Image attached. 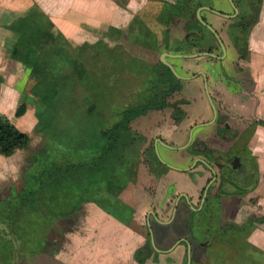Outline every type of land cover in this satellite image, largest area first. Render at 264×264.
Masks as SVG:
<instances>
[{
	"label": "crops",
	"instance_id": "obj_1",
	"mask_svg": "<svg viewBox=\"0 0 264 264\" xmlns=\"http://www.w3.org/2000/svg\"><path fill=\"white\" fill-rule=\"evenodd\" d=\"M56 1L49 2L55 4ZM161 1L127 0L124 4L119 0H86L87 7L75 9V14L79 10L78 16L81 18V14L93 6L94 14H91V19L87 22L88 26L93 30H101L104 24L114 26L116 37L119 30L125 32L127 39L132 43L131 47L128 46L130 51L135 50V44L138 45L139 33L145 26H149L154 35L149 37L159 39L158 45L153 44V51L182 53L174 50L176 46H173V42L169 44L171 49L167 50L162 38L166 35L173 38L172 41L182 39L186 34L181 23L184 20L177 17L174 23L167 25L164 11H161ZM40 2L42 3V0H39L41 6L46 4ZM72 2L75 0H69V4ZM158 2L159 8L156 5ZM44 9L56 21L60 27L58 29L65 30L67 35H70V32L78 34L79 30L73 26L85 24L84 20L71 14L62 16L63 13L58 11L50 12L48 8ZM206 16L225 40L226 56L222 59L210 56L169 59L182 76L191 77L183 79L182 87L175 97L188 101L184 105L185 119L178 123L171 116L172 112L163 108L152 110L132 123L135 129L148 139L161 140L158 147L162 157L179 168L191 166L202 156L196 154V149L191 146L193 142L204 141L215 150H226L233 143L247 144L246 148L253 150L250 155L254 157H262L264 151V125L258 123L264 121V3L259 21L250 34L248 51L243 54L226 33L225 19L208 12ZM71 17L76 21H72ZM97 18L99 26L97 23L91 24L90 21L95 22ZM143 33L142 36H146ZM94 39L97 37L94 36ZM5 83L6 81L3 85ZM9 98L12 103L13 98ZM212 101L221 112L224 122L238 132V136L232 141L219 137L218 128L223 124L214 120ZM17 152L5 159L8 161L0 160V183L7 180V172L12 169L9 163H13L11 158ZM211 177V170L203 163L189 171L169 167L160 176L155 175L142 163L137 179L130 182L118 196L120 201L131 209L125 219L105 211L95 202H87L82 207L77 229L69 234V243L62 251L55 256L41 253L29 263L23 262L24 259L20 257L15 264H140L135 258V253L145 243V233L151 223L160 251L156 257L153 255L148 259L146 264H184L189 247L185 241L188 236V202L185 200L186 203L183 202L179 206L175 222L171 220L173 208L170 207L175 197L181 193L186 194L193 205H198Z\"/></svg>",
	"mask_w": 264,
	"mask_h": 264
},
{
	"label": "rangeland",
	"instance_id": "obj_2",
	"mask_svg": "<svg viewBox=\"0 0 264 264\" xmlns=\"http://www.w3.org/2000/svg\"><path fill=\"white\" fill-rule=\"evenodd\" d=\"M49 1L42 0V3L46 2L44 5L48 7H44L40 3L50 12L63 13L62 16H66L68 13V15L71 14V16L79 18V10L77 14L75 11L87 7L85 6L86 0H75L72 4H69V0H57L55 4ZM126 1L119 0L124 4ZM156 5L159 8L160 2ZM42 6L39 4V0L34 2L33 0H0V75L6 81L5 85H2L3 91L0 92V113L7 116L30 138L29 147L19 150L11 158L13 163H9V166L12 169L7 172V180L0 183V198L10 195L15 188L20 190L24 187L27 172L30 171L36 159L43 157L42 155H47L53 160L54 158H63L71 150H80L85 154L92 153L101 145L99 129L103 118L106 117L109 121H114L119 118V113L116 114V112L124 109L127 105L135 106L138 103L156 101V98L152 96L153 92H151L152 83L148 79L146 80V77L151 76L153 70L139 59L133 58L123 63L119 58H112L110 65L108 60L107 63L104 62L106 55L103 54L101 58L100 56L95 58L91 64L82 60L84 72L81 75L80 64L75 65L78 53L76 51L79 45H85L88 42L95 45L86 48L85 54L90 57L97 51L99 43L109 47L112 43H118L124 50L129 45L132 46L125 32L119 30L118 37L115 36L117 31L115 32L114 26L104 24L101 30L96 28L93 30L88 26L87 22L91 19L90 16L94 14L93 6L84 14L81 12L79 19L84 20L85 24L73 26L79 30L78 34L70 32V35H67L65 30L63 32L59 29L63 33L62 35H57L54 30H51L44 37H37L34 41L30 40L35 35L33 33L42 24V22L30 21L31 18L36 17V11L43 12L54 22L56 28L59 27ZM184 9L185 5L182 2L178 5L168 4V7L165 6V13L171 10L181 13V11L184 12ZM167 15L168 13L164 15V18H167L165 17ZM73 17L71 20L75 22ZM98 18L95 22L90 21L91 24L97 23L99 26ZM185 18L189 20L186 15L183 17L184 21L181 23L184 28L187 22ZM192 19L194 18L192 17ZM15 26H22V30L19 31V28H15ZM142 32L146 36L153 35L149 26H145L137 38H143ZM94 36L97 39H94ZM172 40L173 38H171ZM181 40L184 42V37ZM177 43L178 41H174L173 46H176ZM152 48V46L145 48L143 44L139 46L135 44L133 51L134 54L146 57L151 62L158 64L159 52L153 51ZM150 50L152 53H148ZM217 50L219 51V49ZM85 54L83 55L85 56ZM81 59L82 57L79 56L77 61L80 62ZM36 64H39L44 74L32 75V67ZM105 64L106 66H104ZM133 70L137 73L135 77L131 76ZM101 71L106 73L102 75ZM139 74L142 75V79L138 76ZM43 75L44 80H42ZM38 80L40 83L35 86ZM58 83L64 87L62 96H54L49 102L45 101L43 94L54 92L52 88ZM90 84L96 87L95 91L91 92L92 94L88 91ZM76 85L77 88H75ZM149 87L150 89L147 90ZM167 88L168 85L160 91ZM9 97L13 98L12 103H10ZM169 99L173 101L174 97H169ZM43 102H47V104ZM21 103L25 104L26 111L22 115H18L16 111ZM42 112L43 115H41ZM148 143L152 146L154 144L152 139H149ZM245 145L247 147V144ZM242 151L246 153L244 161H249L251 165L247 180L254 182L257 179V185L252 188V185L246 184L245 187L252 189L244 194L223 195V201L220 203L222 220L227 226H231L233 223L245 224L250 218L264 215V151L262 157L259 155L260 157L253 156L252 158L249 156L250 153H253L252 149L249 150L244 146ZM5 159H7L6 156L0 155L1 161H8ZM246 173H248V169ZM241 177L244 178L242 174L239 178ZM241 183L245 185L242 181ZM217 189L218 186H215L213 190ZM211 204L214 207V203ZM210 210L214 211L213 208ZM201 217L203 216L198 218ZM62 221L59 220V225L50 233L53 242L47 246V249L54 248L53 243L62 247L63 235L59 234L60 228H65ZM215 221L213 225L217 229L219 224ZM198 223H204V219L198 220ZM254 226L250 232L236 231L234 227H231L228 234H220L222 235L220 240L231 244L228 247L233 256L231 264H264V223ZM203 232L196 231V227H194V234L202 238L201 240L211 237ZM199 258L209 264L205 256H199ZM30 259L31 257L28 256L23 262L29 263Z\"/></svg>",
	"mask_w": 264,
	"mask_h": 264
},
{
	"label": "trees",
	"instance_id": "obj_3",
	"mask_svg": "<svg viewBox=\"0 0 264 264\" xmlns=\"http://www.w3.org/2000/svg\"><path fill=\"white\" fill-rule=\"evenodd\" d=\"M237 1L241 12L231 26L230 35L239 52L243 54L248 51L251 30L259 20L262 0ZM198 7L195 5L193 11H190L192 7L188 8L189 13L186 16L188 19L196 18L200 27L206 29L197 19ZM30 21L42 22L41 27L36 29V32L33 33L35 35L30 40L34 41L37 37H44L51 30H54L57 35L63 34L56 28L54 22L41 11H36V17L31 18ZM15 28H19V31L22 30V26H15ZM93 46L95 45L89 42L85 45L81 44L76 51L78 53L75 65L80 64L81 75L84 72L82 60L91 64L95 58L99 56L101 58L105 54L104 62L107 63L108 60L111 65L110 60L117 59L110 47L107 50L98 47L92 57L86 55V48ZM182 49H184V44L177 47V50ZM79 56L82 57L80 62L77 61ZM118 58L123 63L125 62L124 57L118 56ZM168 71L173 82L176 81L177 78L173 72L169 69ZM31 73L32 75L44 74L39 64L33 65ZM101 73L104 75L106 72L101 71ZM42 80H44V75ZM4 81V77L0 75V92ZM39 83L38 80L35 86ZM95 88L90 84L89 93H93ZM52 89L54 91L51 93L52 95L49 92L43 94L45 101L49 102L54 96H62L64 87L58 83ZM43 103L47 104V102ZM164 105V101L160 100L126 107L121 110L120 118L114 121H109L102 114L105 118L100 122L99 140L101 145L92 153L85 154L80 150H71L63 158L52 160L47 155H42L43 157L36 159L30 171L27 172L24 187L20 190L15 188L10 195L0 198V264H15L19 255L36 256L46 250L52 253L56 252L59 247L55 243L52 244L54 248L47 249V246L53 242L50 233L59 225V220H63L61 223H68L66 219L75 215L85 202H96L114 216L125 219L124 217L131 212V209L122 203L118 196L126 185L136 178L141 150L139 144L145 140L140 133L131 129V121L149 109ZM25 111L26 106L21 103L16 113L22 115ZM181 114L183 112L176 108L175 118L179 119ZM258 123L264 125V121H258ZM29 142L28 134L17 127L7 116L0 113V154L9 157L20 149H27ZM149 157L151 170L155 174L162 175L167 171L168 166L158 158L154 148H151ZM256 185L257 179L252 183V188ZM251 189L248 188L241 193ZM263 223L264 215L250 218L243 225L233 224L227 229L234 227L236 231L250 232L255 227L254 225ZM152 251V246L149 244V250L145 257H148Z\"/></svg>",
	"mask_w": 264,
	"mask_h": 264
},
{
	"label": "flooded vegetation",
	"instance_id": "obj_4",
	"mask_svg": "<svg viewBox=\"0 0 264 264\" xmlns=\"http://www.w3.org/2000/svg\"><path fill=\"white\" fill-rule=\"evenodd\" d=\"M161 2H162L161 11L162 10L164 11L163 15L168 13V15L165 16L167 18H164L167 21V25H169L171 22H173L177 17L183 18L184 15H187L189 13L188 8H190V7H192L190 9V11L194 10L195 5L199 6L197 8V11L201 7H209V9H203L201 11L203 19L206 22H208L210 25H212V27H214V25L208 21L207 16H206L207 12L213 13L214 15H217V16L221 17L222 19H225L224 27L226 26V33H228L229 38L232 41V38L230 35V29H231V26L234 24L235 19L240 15V12H241V8L238 5L237 0H234V2L239 9V13L237 16H235L233 18H227L225 16H222V14L232 15L235 13V8L233 7V5L231 4V2L229 0H162ZM180 2H182V4H184L186 7V10L184 9V12L181 11V13H180L179 11L171 10L170 12L167 11L165 13V6L168 7V4L178 5ZM263 3H264V0H262V7H263ZM262 7H261V10H262ZM197 11H196V15H197ZM216 11H218L220 13H217ZM259 18H260V14H259ZM197 19L199 20L198 16H197ZM185 20H187V19L185 18ZM199 22H201V21L199 20ZM201 24L203 26H205L202 22H201ZM214 29L217 31V33L221 37L222 41L224 42V44L226 46V51H227V45L225 43V40L222 38L219 30L216 27H214ZM185 30H186V34L184 36V39H185L184 42H182L181 39H177L178 43H177L176 47L174 48V50L176 52H182L185 54H194L197 52H202V51L206 52L207 51V52L215 53L218 56H223L222 58H224L226 56V54L224 55L222 45H221L220 41L218 40V38L216 37V35L208 27H206V29L200 27V25L196 21V18H194V19L190 18L189 20H187V22L185 24ZM251 32H252V30H251ZM142 37L143 38L142 39L140 38L138 43H137L138 46L143 44V46L145 48H149V46H152L153 47L152 49H154L153 44L155 43L156 45H158L157 43H158L159 39L157 37H149V36H142ZM167 38H170V37H167L165 35V37L162 38V41H163L164 45L168 48L167 50H170L171 48L169 47V44H171L175 40L171 41V38L170 39H167ZM209 38H211V39H209ZM181 43L184 44V49L177 50V47ZM232 43H233V41H232ZM147 45H149V46L147 47ZM100 47L106 48V50L109 49L108 45L105 46V45L99 43V48ZM110 48H111L112 52L117 56V58H118V56H122V58L123 57L125 58L126 62L129 61L130 59L136 58V59H139V61H141L144 65L149 66V68L153 70V73L151 74V76L146 77V80L148 79V81L153 84V85L151 84V86H150L152 89L151 92H153L152 96H154L156 98V101H160V100L164 101L165 105L162 107H155V108L149 109L144 114H142L140 116L146 115L148 112H150L152 110H159V109L167 108V110L172 112L171 116L173 117V119L176 120V122L180 123L181 121H183L185 119L186 110L184 109V105H186L188 103V101L185 99H182V98H180V99L175 98L176 96H178L180 88L182 87L183 79H181L180 83H178L177 82L178 78L176 77L177 80L173 82V79H171V76H170L169 71H168V69L171 71H172V69L169 65H167L162 60V55L164 53H169V54H177V53H170V52L159 53V61H158L159 63L155 64V63L151 62L146 57L138 56V55L134 54V51H130L128 48L124 50L123 47H121L118 43H116V44L112 43V45H110ZM217 49H219V51ZM148 53H149V51H148ZM202 56H210V55H202ZM199 57H201V56H199ZM210 57H212V56H210ZM170 58H176V57L167 56L166 59L168 60V62H170L169 61ZM213 58H216V57H213ZM222 58H218V59H222ZM162 63L164 65H166L167 67L164 66ZM131 73H132V75H131L132 77H135L137 75L136 71H134V70ZM156 74H157V76H156ZM173 74H174V72H173ZM144 75H146V74H144ZM138 76L142 79V75L139 74ZM187 78H191V77H187ZM166 85H168V88L162 90V92H161L160 89H163V87H165ZM150 87L147 88V90L150 89ZM139 89H137V90H139ZM172 96L174 97L173 101H171L169 99V97H172ZM141 104H145V103H138L137 105H141ZM137 105H135V106H137ZM212 106L214 109V116H215L214 120L215 121L218 120V122L223 124L222 127L218 128L219 137L224 138L226 141L227 140L232 141L234 138H236L238 136V132L231 129L230 124H226V122H224L225 119H223L221 112L219 111L218 107L216 106V104L213 101H212ZM214 106L217 110V114L215 113ZM126 107H132V106L127 105L124 108H126ZM176 108H179V110H181L183 112V114L179 115L180 116L179 119L175 118V116H174V111ZM120 112H121V110L116 112V114L119 113V118L121 116ZM140 116H138L137 118H139ZM137 118H135V119H137ZM134 120L131 121V124H130L131 129L134 130L135 132L140 133L143 136V138L145 139L144 142L139 144V146L141 147V150H140V158H139L140 161H139V165L137 167V175L135 178V180H136L138 177V169L142 163H145L149 167V169L151 170V165L149 163V158H150L149 153H150L151 148L155 149L157 156H158V154L161 156L160 158L158 156V158L162 161V163L167 165L168 162L162 157L160 150H159V147H158V144L161 143V140L153 141V143H154L153 146L150 145L148 143L149 139L142 132L135 129V126H133L134 124H132V123ZM164 144H166V143H164ZM167 145H169V144H167ZM191 146H193V148L196 149V151H195L196 154L202 155L201 157H198L191 166H189L187 168H179V167H176L170 163H168V165H167L168 166L167 170L169 169V167H171V168L173 167V168L180 169L183 171H189L191 169H194L195 167H197L201 163H203L212 172V177L210 178L208 184L205 186V188L201 194L200 201H199L198 205H193L192 202L190 201V199L188 198V196L184 193H181L175 197V200H174L173 204L171 205L172 207H170L171 209L173 208L172 209L173 210V216H172L171 220L175 222L176 215H177L178 210H179V206L181 205V203L185 202V200H186V202H188L187 208H188L189 216H188V220L186 222L187 226H188V233H187L188 236L185 239V241H187V244L189 247H188V254L186 256L184 264H206L207 262L204 263V261H202L199 258V256H205L207 258L209 264H231L233 256L230 254V252H229L230 249L228 248L231 244L227 243L226 241L223 242L222 240H220V238L222 237V235H220V234L226 235L229 233V229H227L228 226L225 225L226 223L223 222V220H222V209H221L220 203L223 201V195H232V194H237V193L244 194L245 192L244 193H241V192L248 189V187H245L246 184L250 186L253 183V180H247V176L249 174V169H250L251 165H250L249 161L248 162L244 161L246 153L244 151H242V148L245 145H243V144L239 145V144L233 143L232 146L230 148H226V150H215L214 148L207 146L204 141H201V142L199 141L197 143L193 142V144H191ZM235 147H236V149H235ZM245 148H246V146H245ZM249 156H251V155H249ZM252 157L253 156H251V158ZM163 160L167 163L163 162ZM209 160L210 161L212 160V161L210 162ZM247 169H248V173H246ZM241 174L244 176V178L241 177L242 179L239 178L241 176ZM155 175H157V174H155ZM157 176H160V175H157ZM236 177H238V178H236ZM135 180H133V181H135ZM241 181L245 185H243L241 183ZM249 181H251V183H249ZM130 182H132V181H130ZM128 184L126 185V187L128 186ZM215 186H218V189L216 191L213 190ZM205 194H206V196H205ZM88 202H93V201H88ZM212 202L214 203V207H213V204H211ZM86 203L87 202H85L84 204H86ZM84 204L79 207V209L77 210V213L75 215L66 219V221L68 223H64L65 228H63V227L60 228L59 234L63 235L62 247H59V249L54 253L47 251V250L42 251L41 253L46 252L48 254H52L55 256L66 247V245L69 243V240H70L69 234L72 233L73 231H75L78 227V224H79L80 218H81V213H82L81 210H82V207L84 206ZM212 208L214 209V211L210 210ZM200 216H203V217L198 218ZM214 216H216L215 219H214ZM212 217H213V221H212ZM202 219H204V223H201V224L198 223V220H202ZM205 219H206V221H205ZM214 220H216L217 223L219 224L217 229L213 225ZM233 224H235V223H233ZM238 225H243V224H238ZM194 227H196V231H201V232L204 231L203 233H205L211 237L206 238L204 240H201L202 238H200V237H198V235L194 234ZM197 227H198V229H197ZM147 231L148 232L145 233V235L147 234L145 243L142 246H140L136 250V253H135V258L140 264H146L148 259H150L153 255H155V257H156L158 255L157 252L160 251V249H159V247L156 244L155 239H154V230H153L152 223L149 224V229ZM149 244H151L153 251L151 252V254L148 257H145V255H147L146 254L147 251L149 250ZM56 245H58V244H56ZM41 253H39L38 255H40ZM38 255H36V256H38ZM36 256H30V257H31V259H33ZM20 257L23 259L26 258L22 255H19L16 260H18V258H20ZM138 258H141L143 260H139Z\"/></svg>",
	"mask_w": 264,
	"mask_h": 264
},
{
	"label": "water",
	"instance_id": "obj_5",
	"mask_svg": "<svg viewBox=\"0 0 264 264\" xmlns=\"http://www.w3.org/2000/svg\"><path fill=\"white\" fill-rule=\"evenodd\" d=\"M230 2H231V4L233 5V7L235 8V13L234 14H232V15H230V14H222V16H225V17H227V18H233V17H235V16H237L238 15V13H239V9H238V7L236 6V4H235V2H234V0H229ZM203 9H209V7H201V8H199L198 9V11H197V16H198V18H199V20L206 26V27H208L215 35H216V37L218 38V40L220 41V43H221V45H222V48H223V51H224V55L226 54V46H225V44H224V42L222 41V39H221V37L219 36V34L217 33V31L214 29V27H212V25H210L208 22H206L204 19H203V17H202V14H201V11L203 10ZM217 13H220V12H218V11H216ZM202 55H210V56H212V57H216V58H222L223 56H218L217 54H215V53H211V52H197V53H194V54H185V53H177V54H169V53H164L163 55H162V60L167 64V65H169L170 67H171V69H172V71L174 72V74H175V76L178 78V83H180V81H181V79H185V78H187V77H184V76H182L175 68H174V66L170 63V62H168V60L166 59V57L167 56H171V57H176V58H195V57H199V56H202ZM214 108H215V106H214ZM215 113L217 114V110H216V108H215ZM167 145V144H166ZM167 146H169V147H172L171 145H167ZM158 153V152H157ZM158 156H159V158L161 157L159 154H158ZM163 162H165L164 160H163ZM165 163H167V162H165ZM167 165H168V163H167ZM170 166V165H169ZM205 196H206V194H205Z\"/></svg>",
	"mask_w": 264,
	"mask_h": 264
}]
</instances>
